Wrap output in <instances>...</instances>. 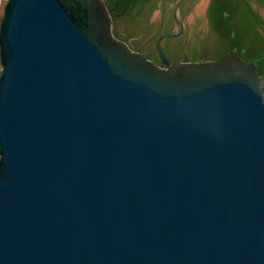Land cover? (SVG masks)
I'll return each instance as SVG.
<instances>
[{
	"label": "water",
	"instance_id": "water-1",
	"mask_svg": "<svg viewBox=\"0 0 264 264\" xmlns=\"http://www.w3.org/2000/svg\"><path fill=\"white\" fill-rule=\"evenodd\" d=\"M117 8L5 3L0 264H264V54L158 65Z\"/></svg>",
	"mask_w": 264,
	"mask_h": 264
},
{
	"label": "rangeland",
	"instance_id": "rangeland-1",
	"mask_svg": "<svg viewBox=\"0 0 264 264\" xmlns=\"http://www.w3.org/2000/svg\"><path fill=\"white\" fill-rule=\"evenodd\" d=\"M7 0H0V21L3 16L4 6ZM109 0L111 4L117 3L115 20L116 36L125 40L133 49H139L149 57L159 60L158 50L155 45L156 39L165 32H176L184 25V34L181 37H163L161 46L172 59H181V51L176 44L182 42L189 52L190 59L201 56L214 57L227 50L228 40L221 33L211 29L210 23L196 21L193 30H196L195 38L189 36V29L196 18L197 7L202 4V11L208 0ZM254 5V16L250 14L246 0H234L235 8L231 11L232 17L226 18V28L232 27V22L239 23L240 27L248 28L247 39H252L254 48L252 53L264 52V0H248ZM190 3L191 7H190ZM196 3V4H195ZM201 3V4H199ZM199 9V8H198ZM227 12L221 8V17ZM174 13L177 20L174 19ZM201 21V20H200ZM204 26V27H203ZM203 27V29H201ZM224 27V28H225ZM237 30V28H236ZM226 32V31H225ZM233 32V31H232ZM232 32H226L231 35ZM238 33V31H237ZM245 38V35L244 37ZM241 38L235 37L233 43H239ZM181 48V47H180ZM180 54V58H179ZM260 71L264 70V59L259 62ZM2 63L0 58V73Z\"/></svg>",
	"mask_w": 264,
	"mask_h": 264
},
{
	"label": "flooded vegetation",
	"instance_id": "flooded-vegetation-1",
	"mask_svg": "<svg viewBox=\"0 0 264 264\" xmlns=\"http://www.w3.org/2000/svg\"><path fill=\"white\" fill-rule=\"evenodd\" d=\"M109 2V0H108ZM182 0L179 2L181 3ZM247 2V6L249 7L250 9V14L252 16H254V5L252 3H250L248 0H246ZM114 4H117V3H114ZM191 4L190 3V7H191ZM196 4V3H195ZM201 4V3H199ZM226 6V9H227V12L224 14V17L222 18L221 17V13H220V10L221 8H225ZM199 8V9H198ZM235 8V3H234V0H208L206 5L204 6V9L202 11V4L201 6L197 7V10H200V12H196L198 14H196V18L194 20V22L192 23V26L190 27L189 29V36L192 38H195V34H196V30L194 31L193 30V24L198 21L202 23H204L205 25V21L208 23H210L211 25V29L215 30L218 34L221 33V35L228 40V49L227 50H224L222 53L214 56V57H208V56H201L199 58H195V59H190V57L188 56V53L189 50L188 48H186L184 46V44L182 42H179L180 45H177L176 44V47L177 49H179V52L181 51V56L179 54V58L181 57V59L179 60H174L172 59V57L168 54V56L170 57L171 59V62L173 64H179L185 60H188V61H203V60H208V59H218L220 58L221 56L223 55H234V54H237L240 56V58L243 60V61H248V60H251L255 57H259L261 55L264 54L261 53V54H257V53H252L253 50L252 48H254L253 45H250L251 43H253V40L252 39H247L246 37V31H248V28H244V27H240L239 26V23L238 21L237 22H232L233 25H231L232 27H229V28H226L225 25L227 23V20H229L231 17H232V10ZM116 15V10H115V14H114V17ZM174 19L177 20V16L176 14L174 13ZM226 18H229V19H226ZM201 20V21H200ZM115 21V20H114ZM115 27V26H114ZM204 27V26H203ZM203 27L201 29H203ZM225 27V28H224ZM237 28V30H236ZM232 32V34L229 36L227 35L226 32ZM238 31V33H237ZM163 34H168L166 36H163V37H168V36H172V37H181L183 36L184 34V25H181V28L176 31V32H165ZM162 34H160L157 39H156V42H155V45L157 47V50H158V41L160 42V45H161V40L162 38L160 39V36ZM245 35V38H243ZM239 36L241 39L239 40V43L237 44L236 43H233V40L235 37ZM129 44V43H128ZM130 45V44H129ZM131 47V46H130ZM162 47V46H161ZM181 47V48H180ZM132 48V47H131ZM133 49V48H132ZM163 49V48H162ZM133 50H136V51H139L140 53H142L139 49H133ZM145 55V53H142ZM158 55H159V60H155L151 57H149L147 54L145 55L146 57L148 58H151L156 64L158 65H163L162 63V58L160 56V53L158 51ZM263 58H260L256 61V70L258 71V74L261 75V78L263 80V83H264V70L263 71H260V64L259 62L261 60H263Z\"/></svg>",
	"mask_w": 264,
	"mask_h": 264
}]
</instances>
